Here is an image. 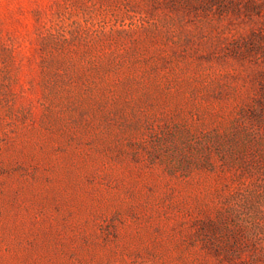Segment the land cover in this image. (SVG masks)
I'll list each match as a JSON object with an SVG mask.
<instances>
[{
  "label": "rangeland",
  "instance_id": "1",
  "mask_svg": "<svg viewBox=\"0 0 264 264\" xmlns=\"http://www.w3.org/2000/svg\"><path fill=\"white\" fill-rule=\"evenodd\" d=\"M0 264H264V0H0Z\"/></svg>",
  "mask_w": 264,
  "mask_h": 264
}]
</instances>
